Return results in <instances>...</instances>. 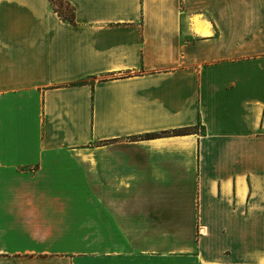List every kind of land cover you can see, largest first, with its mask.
I'll return each mask as SVG.
<instances>
[{"label":"crops","instance_id":"obj_1","mask_svg":"<svg viewBox=\"0 0 264 264\" xmlns=\"http://www.w3.org/2000/svg\"><path fill=\"white\" fill-rule=\"evenodd\" d=\"M0 0V264H264V0Z\"/></svg>","mask_w":264,"mask_h":264},{"label":"rangeland","instance_id":"obj_2","mask_svg":"<svg viewBox=\"0 0 264 264\" xmlns=\"http://www.w3.org/2000/svg\"><path fill=\"white\" fill-rule=\"evenodd\" d=\"M53 5L55 6V8L59 11V13L66 17V18H70L72 11L69 8V6L67 4H65V2H63L62 0H54L53 1Z\"/></svg>","mask_w":264,"mask_h":264},{"label":"trees","instance_id":"obj_3","mask_svg":"<svg viewBox=\"0 0 264 264\" xmlns=\"http://www.w3.org/2000/svg\"><path fill=\"white\" fill-rule=\"evenodd\" d=\"M49 1H50V3H51V6H54V5H53V1H54V0H49ZM57 12L59 13V11H57ZM59 16H61L60 13H59ZM61 17H62V16H61ZM65 19L71 22V21L73 20V14H71V17H70V18H65Z\"/></svg>","mask_w":264,"mask_h":264}]
</instances>
